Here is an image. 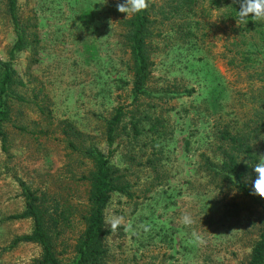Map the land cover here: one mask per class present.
Listing matches in <instances>:
<instances>
[{"label":"rangeland","instance_id":"1","mask_svg":"<svg viewBox=\"0 0 264 264\" xmlns=\"http://www.w3.org/2000/svg\"><path fill=\"white\" fill-rule=\"evenodd\" d=\"M201 2L208 10L211 0ZM6 3L0 0V62L9 60L16 41ZM118 4L16 2L26 45L12 61L23 84L16 83L12 94L26 103L10 100L2 124L8 143L6 150L0 143V264H32L42 257L37 244L12 246L33 230L30 219L9 220L24 211L26 189L46 197L50 211L55 204L64 210L65 218L50 223L48 233L57 259L71 263L89 191L79 179L93 167L84 151L107 155L106 122L121 106L126 115L110 164L131 185L132 198L112 193L104 210L105 264H247L259 236V208L212 176L206 164L219 162L224 130L253 132L264 102V50L242 46L233 32L237 23L224 21L222 8L211 11L209 20L192 17L193 37L184 36L186 26L178 31L182 21L176 25L153 13L151 95L132 104L121 24L127 17ZM239 50L251 53L250 65L244 66ZM258 131L256 149L264 145V130ZM185 213L191 225L182 222ZM113 214L131 221L137 234L130 237L123 225L113 232L106 223ZM142 226L150 227L145 232Z\"/></svg>","mask_w":264,"mask_h":264},{"label":"trees","instance_id":"2","mask_svg":"<svg viewBox=\"0 0 264 264\" xmlns=\"http://www.w3.org/2000/svg\"><path fill=\"white\" fill-rule=\"evenodd\" d=\"M6 1L7 12L14 26L16 41L10 50L9 60L0 62V143L4 150H6L8 138L2 124L9 119V101L15 99L16 102L26 103L18 95L12 94V87L16 83L23 87V84L17 82L16 73L12 69V61L15 53L25 48L26 28L20 24L17 16V0ZM117 1L123 3V0ZM157 1L160 3L159 8L156 9L155 4L150 1L149 7L145 11L130 18H123L121 22L124 28L122 38L130 56L129 72L132 77V104L142 97L151 95L147 89L152 65L148 40L151 36L150 28L153 26L155 17L161 16L168 21L174 20L176 25H179V22L182 21L183 25L178 28V31L181 33L184 31L182 26H186L188 30L184 33L185 37L194 36L190 29L192 24L190 19L192 17L198 15L201 22L209 20V13L214 9L222 8V18L226 22L237 23L236 19H238L236 17V11H239L237 0H211L208 10L203 8L201 0ZM195 25L199 26L200 23L195 22ZM233 32L241 40L242 46L249 45L250 48L253 47L251 49L255 53L264 50V22L252 21L249 17L246 25L237 23V28ZM201 37L202 39L206 38V33L202 32ZM233 45L236 48L239 47L237 44ZM237 54L242 57V63L245 67L251 64L252 60L246 56L251 53H244L243 50H239ZM187 94L189 95L190 92H187ZM35 106L41 113L44 112L39 105L35 104ZM124 110V106L117 107L111 119L106 122L107 155L95 148L84 151L85 157L89 158L93 164L91 172L79 179L89 185L86 213L82 217L85 228L76 242L75 256L69 264H105L106 249L103 242L109 232L104 229V210L112 193L121 194L128 199L132 198L131 185L122 182L124 175L120 174V171L110 164L115 151L112 147L118 137L117 132L120 124L126 115ZM257 115L259 118L254 121L253 132L240 133L235 131V134H232L230 131L224 130L219 146V150L222 151L219 162L212 163L208 161L206 164V170H210L209 173L212 176L219 178L222 183L233 188L251 205L259 208V236L251 247L247 264H264V198L251 194L252 184L251 180L248 179L252 175L251 167L259 160V149L264 148L263 144L258 149L255 148V138L260 134L258 131L259 126L262 131L264 130V102L261 104ZM68 132L72 135H79L73 130ZM133 132L135 136L140 133L135 125L133 126ZM71 147L73 148V146ZM37 194V192L26 189L23 194L26 203L24 211L20 215L9 218V220L30 219L33 222L32 232L29 235L17 237L12 246L25 243L39 245L42 248V257L32 264H63L54 253L48 228L50 223L55 225L58 222L57 220L60 221L65 218L64 210L59 204H55L50 211L49 207L45 205L46 197Z\"/></svg>","mask_w":264,"mask_h":264},{"label":"clouds","instance_id":"3","mask_svg":"<svg viewBox=\"0 0 264 264\" xmlns=\"http://www.w3.org/2000/svg\"><path fill=\"white\" fill-rule=\"evenodd\" d=\"M237 2L239 3V11H236L237 23L246 25L249 17L252 21L264 22V0H237ZM149 3L150 0H123V3L117 5V10L130 18L145 11L149 7ZM259 157V160L251 167L252 175L248 179L252 184L251 194L264 198V155ZM181 220L185 225L193 223V218L188 213H185ZM106 223L113 232L123 225L124 231L129 233L130 237L137 234L133 223L129 221L125 224L123 216L110 215L106 219ZM142 227L147 232L150 226Z\"/></svg>","mask_w":264,"mask_h":264}]
</instances>
